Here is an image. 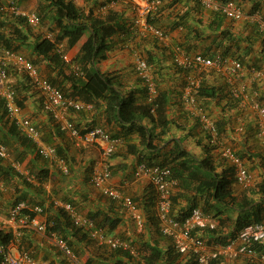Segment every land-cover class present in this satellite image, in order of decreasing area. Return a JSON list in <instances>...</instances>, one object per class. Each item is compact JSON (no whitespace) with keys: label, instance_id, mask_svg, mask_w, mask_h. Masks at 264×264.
Segmentation results:
<instances>
[{"label":"crops","instance_id":"obj_1","mask_svg":"<svg viewBox=\"0 0 264 264\" xmlns=\"http://www.w3.org/2000/svg\"><path fill=\"white\" fill-rule=\"evenodd\" d=\"M36 1L38 2L39 0ZM75 1L86 12L91 9L102 15L110 10L123 12L128 22H132L136 14L134 10L135 4L144 2V0H131V2L116 0L115 3L114 0ZM239 1L244 8L246 16L242 19L233 20L227 18L216 9L205 7L201 3L199 4L196 0H162L159 11L155 13L154 24L169 33L171 38V45L169 47H172V49L174 46H181L191 55L197 52L216 54L220 51L218 49L219 44H222L223 46H229L231 52L236 51V54H245L243 62L251 68L250 70L245 69L241 73L238 84H246L250 95L252 94V88L258 89L262 97L261 102L264 104V74L256 77L252 71L256 66H261V70L264 71V58L260 54V33L262 32L258 29V21L254 16L255 12L260 11V13H264V0ZM19 5L22 9L31 11L29 3H24L20 0ZM103 5H107V8L104 9ZM13 21L15 22V20ZM41 30L43 29L41 28ZM222 31H227L231 39H220ZM136 38V40L126 44L124 48L116 46L108 51V57L98 61V66L103 72L120 73L124 83V91L130 93L135 88L138 90V87H141L136 82V76H133L131 72L135 66L136 55L141 56L140 52L142 51H151L157 54V69L160 70L161 75L159 77V86L161 90L166 89L170 93L167 116L173 121V124H171L170 131L166 136L167 141L164 144L162 143L155 151L146 149L140 143L139 134L137 132L128 133V125H124L113 116H109L105 110L106 106L102 102L99 105H94L91 109L72 110L66 114L81 129L100 125L112 135L123 137L124 144L120 146L115 155L106 160L112 170L110 183L140 203V208L145 217V227L140 228L131 219L130 213L125 208H122L118 201H114L104 195L93 185L90 179L91 172L92 169L101 166V161L103 160L102 152L96 145L82 148H77L73 145L71 137L67 133L61 132L53 117L43 109L42 96L39 91H36L37 89L22 92V94H25L22 115L32 118L38 126L41 131V142L43 144L64 148L70 161L71 173L63 174L55 164L41 161L36 165V170H49V177L42 184V187L37 186L40 188L32 190L24 189L22 184L19 187L26 192H30L32 203H42L49 207L51 200H47V198L51 197L53 199L57 196L61 201L72 202L75 209L85 217L91 212L100 211L104 216L108 215V217L113 219H119L116 229L112 232L115 236L126 239L128 242L135 241L138 246L139 243L150 242L152 244L157 243L162 248H167L170 240L162 237L155 226L157 222L154 206L156 199L155 190L146 176L137 177L135 175L138 164L141 161L149 160L156 162L161 160L173 150L175 143L180 142L181 147L188 151L189 157L204 159L207 155H212L215 159L217 170L220 173H223L227 165L221 162L223 157L219 149L210 151L205 148L209 141L200 126H197L196 111L187 109L182 102L184 88L182 85L187 80L184 74L176 71L169 50L163 49V44L160 41H157L158 46H155V40L151 41L150 38L138 40V36ZM36 40L37 37L28 35L27 41L21 45L19 51L36 62L44 77H56L57 70L54 69L55 67L49 65V62L44 57H40L34 52L32 45ZM83 41L80 40L69 51H66L67 60H72V52L78 53ZM246 45L250 46V49L246 51L240 50L239 52L238 47L242 46L244 48ZM65 48L66 45L64 44L62 49ZM202 79L207 85L219 88L218 96L199 99V105L209 112L215 120L224 118L228 123L227 130L222 139L225 146L233 148L236 152L249 150L250 152L255 151L264 154V147L261 146L260 139L256 135L255 112H253L250 106L251 100H248L245 104H240L237 100L233 102L231 99H228V90L226 89L228 83L226 79L213 71L207 70L202 73ZM135 94L137 96V103L144 104L145 100L143 96L140 93ZM143 123L149 127L152 126V123L147 118L143 119ZM239 127H245V130L241 131ZM159 129L160 127H157L156 131H159ZM232 129L234 131L230 132ZM0 142H5L8 146L11 154L10 161L18 160L21 154H23L22 165L26 166L27 169L31 168V163L36 162L34 154L29 151L25 153L26 149L9 137H5L1 132ZM166 143L168 144L166 145ZM131 145L134 146L131 147ZM10 161L4 160L3 162L6 165ZM255 164H257L255 168L251 169L254 184L261 180V174L264 173L261 157L255 158ZM224 174H228V172L224 171ZM15 186L16 184H9L4 187L5 192L0 197L1 205H10L14 198L21 194V191H14ZM235 186L238 188L236 189ZM240 189L237 183L234 184V194L240 195ZM178 195L176 202H174V211L177 213L190 207L193 203L191 200L194 199L192 191H188L185 188L180 189ZM200 198L203 197L199 196L198 199ZM204 200L205 198L202 201ZM54 211L55 209L50 207V210L44 213L42 219L47 222L54 216ZM234 215L236 216L237 214ZM99 246L102 247V245ZM19 249L30 252L42 264H68L61 251L53 244L51 239L34 230H26L24 232L19 241ZM79 256L83 262H86L90 258L93 260L92 264H131L122 255L106 258L105 255L99 252L98 244L89 245L83 254ZM217 264H259V261L256 256H245L234 260L225 259Z\"/></svg>","mask_w":264,"mask_h":264},{"label":"trees","instance_id":"obj_2","mask_svg":"<svg viewBox=\"0 0 264 264\" xmlns=\"http://www.w3.org/2000/svg\"><path fill=\"white\" fill-rule=\"evenodd\" d=\"M221 1L224 2L228 0ZM236 1L241 4L239 0ZM39 2V12L34 11L37 12L41 18V25L38 28L42 27L44 21H48L51 25V29H55V32H49L45 35L37 36V40L32 45L34 52L38 56L44 57L49 62V65H53L55 67L54 69L57 70L56 77L53 76V78H51L50 76L48 77V79L54 85L58 86L68 97L79 99L86 103H93L95 106L97 104L99 105L101 102L104 103L106 106L105 110L108 115L113 116L116 120L124 125L127 124L128 133L137 132L140 136L141 145L146 149L155 151L160 145H162V143L164 144L167 141L166 136L170 131L173 121L167 116V105L169 104L170 93L166 89L161 90L159 86V77L161 75L160 70L157 69V54L151 51L140 52L141 56H144V58L148 61L149 65L152 67L154 74L156 75L155 77L159 92L158 97L155 101V112L151 111L152 105L147 103L146 88L144 86L142 78L137 74L136 64L131 72L133 73V76H136V82L141 87H138V90L137 88H135V90L131 91L130 93H126L124 91V83L122 81L120 73L103 72L98 66V61L106 59L108 57L107 52L112 50L114 47L119 46L124 48L126 44H129L130 42L136 40V36H138V40H140L139 35H137L136 31L132 29L133 20L132 22H128L123 12H118L115 10H110L104 15L94 12V10L92 9L86 12L82 7L77 5L75 0H39ZM50 10V14L48 13L47 15L46 13ZM158 11L159 9L155 13H157ZM218 11L221 12L220 10ZM154 14L149 17V22L153 24L156 16V14ZM13 20H15V22ZM28 25H30L28 20L23 16L21 17L10 15L8 17L3 13H0V45L24 54L19 51V48L28 39L29 34L26 31ZM258 29L260 30L259 23ZM84 36L86 37V39L83 41L78 53L76 54L75 60H73L76 62V69L73 70L71 68L72 66H75H70L72 60L69 61L65 59L66 50L62 49V46L65 44L67 49L72 48ZM260 36V54L264 58V34L262 35V33H260ZM220 39L230 40L231 37L227 31H222L220 33ZM150 40H155V46H158L157 41L159 42V40L157 38ZM162 47L165 50L168 49L173 58L172 47L170 48L169 46L165 45H163ZM249 47L250 46L247 45L244 48L242 46H239L238 50L239 52L240 50L246 51L247 49H250ZM218 49H220V51L216 54H206L204 52L202 53L206 55L220 54L224 57H232L240 59L242 61L245 57V54L243 53L236 54V51L231 52L230 47L227 45L223 46L222 44H219ZM30 60L36 64L33 59ZM174 65L176 71L184 74L186 80L189 75L195 74V72L193 73L188 69H184L178 66L175 62ZM211 71L217 73L216 71H214V69ZM23 73L24 71L20 70L19 68L11 66L8 69L7 80V82L15 89L17 103L21 107L25 102V94H22V92L36 89L30 81L29 77L25 73V75ZM239 77L235 80L234 85H240L238 84ZM226 81L228 83V87H226V89L228 90V99H231L233 102L237 100L241 104V99L232 95V89L234 88V85L227 79ZM185 85L186 82H184L182 86L185 87ZM218 91L219 88L209 86L202 80L200 88L196 92V97L198 101L202 98L216 97L219 95ZM135 93H140V95L143 96V99L145 100L144 104L137 103V96ZM41 99L43 100V97H41ZM261 99L262 97L260 95V100ZM182 102L184 103V100ZM209 115L212 116L210 113ZM144 118L150 120V122L152 123L151 127L143 123ZM215 121L219 128V133L221 136L219 142H212L210 140V134L202 127L199 119L196 118L197 126H200L201 130L204 132L209 141L207 145L208 147L205 146V148L209 149L210 151L219 149V151L221 152V148L225 146V143L222 141V139L227 130L228 123L224 120V118ZM76 126L78 125L76 124ZM157 127H160L159 131H156ZM244 130L245 127H243V131ZM233 131L234 129H232V131L230 130V132ZM0 132L5 137H9L15 143L20 144L24 149H26L25 153L29 151L30 153L35 155L36 162L31 163V168L29 169L31 173H35L38 179L36 183L28 182L20 173L16 172L10 164L5 165L4 162L0 160V178L3 180L4 185L7 186L9 184H16L14 191H21V194L16 196L10 205H7V209L12 205L22 201L28 202L31 205H35V203L31 202L30 192H26L24 189L26 188L32 190L34 188H40L37 186L42 187V184H44L48 179V169H41L39 171L36 170V165H38L39 162L47 161L53 163L63 174L71 173L70 161L64 148L56 146L58 158L65 160L66 164L70 168V171L67 173L64 172L62 168L58 167L55 160L52 161L49 159H44L39 154L36 143L22 132V130L14 120L10 119L5 106V101L1 98ZM256 135L258 136V134ZM71 142L74 145L73 141ZM259 142H261L262 144L261 139L259 140ZM167 144L168 143H166V145ZM132 146L134 145H131V147ZM261 146H263V144ZM119 148L120 147H118L111 156L115 155ZM235 154L243 160L249 172H251V169H254L257 165L255 164L256 157H261L264 165V154H261V152H250L249 150L243 152L240 150L237 152L235 151ZM189 156L190 155L188 151L185 148L181 147L180 142H177L174 144L173 150L169 154H166L161 160H158L156 162L149 160L145 161L149 164L159 163L161 165H167L171 167L172 177L177 179V186L174 188L171 196V215L174 218L178 220H184L185 217L188 216L190 211L195 207L202 209L207 214H213V217L218 222L216 228L195 229L193 231V234L206 239L207 242L211 245L224 244L228 242L231 238L236 237L240 229H242L248 223L264 222V173L261 174L262 178L258 183H255L249 187H244L237 181L234 164L230 159L224 157L223 155L221 162L227 165L224 171L228 172V174H224V171L223 173H220L217 170L215 159L210 154L207 155L204 159H196ZM23 157L24 155L21 154L17 161L22 162ZM93 170L94 169H92L91 172L92 174ZM92 174L90 177L91 181ZM236 183L241 188L240 195L234 194L233 186ZM21 184L24 189L19 187V185ZM153 188L155 190L154 186ZM182 188L188 189V191L191 190L194 199L191 200L193 203L190 205V207H188L187 209H183L182 211L177 213L176 211H174V202H176L179 196L178 192ZM237 188L238 187H236V189ZM4 191L5 190L0 191V197L3 195ZM199 196L203 198L198 199ZM204 198L205 200L202 201ZM48 199L51 200V204L49 205V207L40 203V205H43L45 207L46 211L50 210V207H53L55 209V213L53 214L54 216L46 222L47 232L57 233L67 239L69 245L78 255L83 254L84 250L89 245L98 244L99 252H101L102 255H105L106 258L114 255H122L126 257L131 264H196V258L193 254L180 253L178 250H176L172 239L164 236L161 233L159 220L156 215L155 216L157 222L155 226L162 237L170 240L169 245L167 246V248H162L157 243L152 244L150 242H142L139 243L138 246L136 245L135 241H131V246L134 247L137 251V253L135 254L130 249H112L111 247L109 248V245L107 243H100L99 241L91 237L90 232L84 227L75 225L73 219L63 207L55 205V201L60 200L57 196L53 199L51 197H48L47 200ZM132 199L140 208V203L135 198L132 197ZM112 200L118 201L122 208H125V210H127V212L129 213L122 200ZM154 206L156 212V199L154 201ZM7 209H5V212L7 211ZM234 214L237 215L235 216ZM87 218H89L95 226L102 228L106 236H115L112 234V232L116 229L119 219H113L111 217H108V215L104 216L100 213V211L91 212L87 216ZM131 219L133 220L132 217ZM10 237L11 235L9 233H5L0 230V243L8 242L10 240ZM99 245H102V247ZM254 247L258 251L264 252V242L255 244ZM222 260H225V258L221 257L219 259H216L213 261V264H217L220 261L222 262ZM92 263L93 260H91L90 258L87 259L86 262H84V264Z\"/></svg>","mask_w":264,"mask_h":264},{"label":"built area","instance_id":"obj_3","mask_svg":"<svg viewBox=\"0 0 264 264\" xmlns=\"http://www.w3.org/2000/svg\"><path fill=\"white\" fill-rule=\"evenodd\" d=\"M128 1L131 2V0H126V2ZM197 1L205 7L220 10L229 19L238 20L246 16L242 5L236 0L224 2L221 0ZM115 2L116 0H114ZM160 4L161 0H144L143 3L135 4L134 10L136 14L133 18L132 29L139 36L152 35L161 44L170 46L171 38L169 33L149 22V17L159 9ZM103 8L106 9L107 5H103ZM0 13L8 16H23L31 26L36 28L41 25V18L38 13L22 9L17 0H7L6 3L0 0ZM254 16L257 18L260 30L264 34V14L256 12ZM172 50L173 60L178 66L193 73L195 72V74L187 77L186 85L183 88L182 99L186 108L196 111V116L202 127L210 134V140L219 142L221 136L215 119L199 105L196 97V92L202 83L201 73L214 69V71L221 74L234 85L235 80L245 69L243 61L232 57H224L220 54L206 55L202 52H197L191 55L181 46H174ZM11 66H15L27 74L34 87L43 97V109L53 117L61 131L68 133L77 147L96 145L100 149L103 160L101 161V166L96 167L93 171V184L110 198L122 200L135 223L140 228H143L145 217L137 203L133 201L131 196L123 194L120 189L110 183L112 172L106 160L111 157L118 147L122 146L124 143L123 138L113 136L100 125L92 126L86 130L76 126L66 113L72 110L91 109L94 104L66 96L58 86L41 74L38 66L28 57L0 45V98L5 101L8 116L17 123L23 133L36 143L39 154L46 159L56 160L64 172H69L70 168L65 160L58 158L56 147L43 144L41 142V133L32 118L22 115V107L17 103L16 91L7 82L8 69ZM136 70L146 88L147 103L152 105L151 111L155 112V101L159 91L152 67L145 58L137 55ZM254 73L256 77L263 74L262 71L257 70H254ZM232 93L234 97L241 99L242 104L251 100L250 106L255 112L257 134L264 146V104L260 100V91L252 89L251 95L253 96L251 98L248 93V86L241 83L240 85H234ZM239 130H243V127H239ZM221 153L234 164L237 181L244 186L251 185L253 176L233 149L224 146L221 148ZM0 158L4 160L10 158V151L3 142H0ZM11 166L22 173L28 181L37 182V176L26 170L22 162L12 160ZM135 175L137 177L146 176L155 187L156 216L159 220L160 231L164 236L172 239L176 250L180 253L193 254L196 258V264H213L214 260L221 257L227 260H234L245 256H257L259 264H264V252H259L254 247L255 244L264 242V222L248 223L240 229L236 237L231 238L228 242L211 245L206 239L193 234V231L195 229L216 228L218 222L214 217L198 207L193 208L184 220H178L171 215V196L177 186V179L172 177L170 166L159 163L149 164L143 161L138 164ZM3 186L4 183L0 178V189ZM55 205L62 206L67 210L73 222L77 226L88 230L91 237L100 243L105 242L112 249H130L133 253H137L130 242L117 236H106L102 228L95 226L89 218L81 215L72 203H62L56 200ZM44 212L42 205H31L24 201L12 205L4 213L0 210V230L11 235L8 242L0 243L1 264H42L30 252L19 249V241L26 230H34L50 238L68 261V264H84L80 256L69 245L67 239L57 233L46 234L47 225L45 220L42 219Z\"/></svg>","mask_w":264,"mask_h":264},{"label":"rangeland","instance_id":"obj_4","mask_svg":"<svg viewBox=\"0 0 264 264\" xmlns=\"http://www.w3.org/2000/svg\"><path fill=\"white\" fill-rule=\"evenodd\" d=\"M5 3L7 2V0H3ZM20 0H17V2H19ZM24 3H29V6L31 7V10L32 11H37V12H39V6H37V4L38 3H40L39 1L37 2L36 0H22ZM80 7H82V6H80ZM46 12V11H45ZM50 12H51V10L50 11H48L46 14L48 15V13L50 14ZM41 28L43 29V30H41ZM41 28H36V27H33V26H30V25H28V27H27V29H26V31H27V33L31 36H34V37H37V36H40V35H45L46 33H49V32H55V29H51V25H50V23L48 22V21H44L43 22V25H42V27ZM140 37V39H143V38H150V39H153V38H155L154 36H152V35H147V36H145V37H142V36H139ZM85 39V37H83L82 39H81V41H83ZM156 39V38H155ZM258 47V46H257ZM71 48H69V49H67V47L65 48V50L66 51H69ZM26 55V54H25ZM75 55H76V53H73L72 52V62L70 63V66H72V65H76V62L75 61H73V60H75ZM142 57H144V56H142ZM245 63V62H244ZM69 68H71V67H69ZM250 66L249 65H247L246 64V66H245V69H248V70H250ZM256 68L257 69H261V66H256ZM71 69H76V66L75 67H73L72 66V68ZM211 70H213V69H211ZM211 70H209V71H211ZM205 71H203L202 73H204ZM212 72V71H211ZM24 74V73H23ZM25 75V74H24ZM254 112V111H253ZM233 149V148H232ZM233 151H235V150H233ZM4 187H6V186H4ZM2 190H4V189H2ZM2 190H0V191H2ZM5 192V191H4ZM7 207L8 206H3V205H1L0 204V209H1V212H5V209H7Z\"/></svg>","mask_w":264,"mask_h":264},{"label":"clouds","instance_id":"obj_5","mask_svg":"<svg viewBox=\"0 0 264 264\" xmlns=\"http://www.w3.org/2000/svg\"><path fill=\"white\" fill-rule=\"evenodd\" d=\"M18 4H19V2H18ZM20 6V5H19ZM243 7V6H242ZM244 9V8H243ZM245 12V11H244ZM256 13V12H255ZM254 13V14H255ZM246 14V13H245ZM5 16H8V15H5ZM9 17V16H8ZM138 55V54H137ZM137 55H136V57H137ZM65 56H67V55H65ZM138 56H140V55H138ZM27 57V56H26ZM140 57H142V56H140ZM142 58H144V57H142ZM65 59H67V58H65ZM244 63V62H243ZM134 64H136V61L134 62ZM244 65H245V63H244ZM38 66V65H37ZM246 66V65H245ZM39 68V67H38ZM21 70V69H20ZM245 70V69H244ZM254 70H257V71H262V73L264 74V71L263 70H261V69H257V68H254L252 71H253V73H254ZM25 73V72H24ZM26 74V73H25ZM27 75V74H26ZM254 75H255V73H254ZM201 76H202V73H201ZM47 78V77H46ZM203 80V79H202ZM252 89H254V88H252ZM95 126V125H94ZM92 127V126H91ZM59 128V127H58ZM90 128V127H89ZM88 129V128H87ZM60 130V129H59ZM82 130H86V129H82ZM61 131V130H60ZM68 134V133H67ZM113 136H115V135H113ZM119 137H121V136H119ZM123 138V137H122ZM124 140V139H123ZM5 144V143H4ZM124 144V143H123ZM122 144V145H123ZM6 145V144H5ZM75 145V144H74ZM7 146V145H6ZM52 146H54V145H52ZM76 146V145H75ZM8 147V146H7ZM56 147V146H55ZM77 147V146H76ZM78 148V147H77ZM80 148H82V147H80ZM9 149V148H8ZM235 152V151H234ZM11 155V154H10ZM44 158V157H43ZM2 161H4V159H2V158H0ZM44 159H46V158H44ZM6 160V159H5ZM8 161H10V158L9 159H7ZM49 160H52V161H54V159H49ZM17 161V160H16ZM5 162H7V161H5ZM55 162H57L56 160H55ZM143 162V161H142ZM9 163V162H8ZM141 163V162H140ZM10 165H11V161H10V163H9ZM57 165H58V167L60 168V166H59V164L57 163ZM24 166V165H23ZM12 167V166H11ZM13 168V167H12ZM24 168L26 169V170H28L29 172H30V169H27L26 168V166H24ZM14 169V168H13ZM16 172H18L16 169H14ZM94 171V170H93ZM136 171V170H135ZM18 173H20V172H18ZM31 173V172H30ZM251 173V172H250ZM24 178H25V176L22 174V173H20ZM33 174H35V173H33ZM253 176V175H252ZM26 179V178H25ZM27 180V179H26ZM3 181V180H2ZM28 181V180H27ZM28 182H30V181H28ZM31 183H33V182H31ZM92 183H93V181H92ZM254 184V178H253V183L251 184V185H253ZM94 185V184H93ZM251 185H248V186H244V187H249V186H251ZM5 186V185H4ZM4 186H3V188L2 189H4ZM95 186V185H94ZM96 187V186H95ZM97 188V187H96ZM2 189H0V190H2ZM105 195V194H104ZM60 202H62V203H66V202H64V201H61V200H59ZM38 205H40V204H38ZM43 206V205H42ZM44 207V206H43ZM60 207H62V206H60ZM75 207V206H74ZM44 211H46L45 210V207H44ZM67 211V210H66ZM68 212V211H67ZM143 212V211H142ZM45 213V212H44ZM69 213V212H68ZM69 215H70V213H69ZM209 215H211V214H209ZM71 216V215H70ZM212 217H213V215H211ZM72 218V217H71ZM75 224V223H74ZM47 225V224H46ZM76 225V224H75ZM47 235H50V234H52V233H46ZM130 242V241H129ZM257 250V249H256ZM258 251V250H257ZM260 252V251H259ZM257 257V256H256ZM257 259H258V257H257Z\"/></svg>","mask_w":264,"mask_h":264}]
</instances>
